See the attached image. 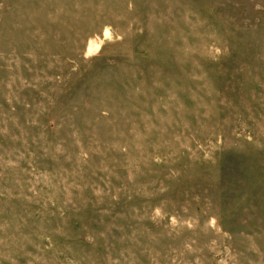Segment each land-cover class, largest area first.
<instances>
[{
    "label": "rangeland",
    "instance_id": "374dc122",
    "mask_svg": "<svg viewBox=\"0 0 264 264\" xmlns=\"http://www.w3.org/2000/svg\"><path fill=\"white\" fill-rule=\"evenodd\" d=\"M0 264H264V0H0Z\"/></svg>",
    "mask_w": 264,
    "mask_h": 264
}]
</instances>
